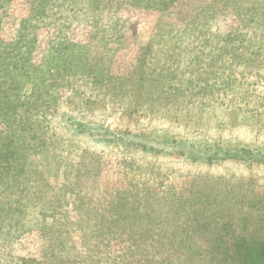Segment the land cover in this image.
Returning a JSON list of instances; mask_svg holds the SVG:
<instances>
[{
	"label": "rangeland",
	"instance_id": "374dc122",
	"mask_svg": "<svg viewBox=\"0 0 264 264\" xmlns=\"http://www.w3.org/2000/svg\"><path fill=\"white\" fill-rule=\"evenodd\" d=\"M62 1L0 0V142L21 171L0 201L13 216L24 201L33 223L0 234V264H177L169 245L203 251L205 230L264 212V164L134 148L186 137L264 150V34L242 23L262 20L264 0ZM193 227V240L180 232ZM148 228L178 239L142 252Z\"/></svg>",
	"mask_w": 264,
	"mask_h": 264
},
{
	"label": "trees",
	"instance_id": "16d2710c",
	"mask_svg": "<svg viewBox=\"0 0 264 264\" xmlns=\"http://www.w3.org/2000/svg\"><path fill=\"white\" fill-rule=\"evenodd\" d=\"M39 1H43L46 10L54 7L56 4H64V1L62 0H38V2ZM209 9L213 10L214 6L211 4L206 5L203 12L208 14L210 13ZM257 9L258 11L256 14H259L262 10L264 11V6L263 9L260 7H257L256 10ZM260 18L262 20H258V17L255 15H251L250 18L242 22L243 25L251 31L250 38L254 36H262L264 34V13ZM191 27L192 26L189 28ZM245 37L246 36L244 35L243 38H241V43L243 45L246 40ZM257 49H261V47H257ZM254 53L257 54V52ZM215 76L217 77L218 75ZM70 120L72 121V124L76 125L77 129L85 131L83 130L84 126L80 123L82 121H77V123L72 119ZM105 131L115 137L123 138L130 136L129 133H114V131H110L108 128H105ZM131 135L134 136V134ZM163 141L166 143L154 141L152 144L134 141V148L144 154H160L161 156L176 154L189 162L211 163L221 160H234L251 165L252 163L264 164L263 149H253L245 146L228 148L212 140H206L205 142L197 144L196 142L188 140L186 137H178L168 140L163 139ZM10 147H12V140L6 139L0 142V181L6 178H11L12 174L18 170V164H14L15 152L13 149H10ZM23 163L24 162L22 161V164ZM18 172L21 171L18 170ZM19 195H21V193ZM1 206L2 202L0 201V234L2 233L3 236H8V240L12 239L14 234L26 230L28 224H33L29 223V220L32 217L24 213L26 208L24 201L20 200L13 202L14 210L16 211L14 216L2 214L3 209ZM256 215L260 218L254 217L251 219L249 214L245 216L230 215L229 219L221 223L219 229L205 230L204 235H209L211 242L210 246L203 251H200L193 245H169L171 252L177 253V256H175L177 260L176 263L198 264L199 255L206 253L208 264H264V212L259 210ZM41 220L43 221L44 217H41V219L39 217L35 218V221L42 222ZM187 226L190 225L187 224ZM180 232H184L186 239L191 238V240H193L202 234V229L197 227H193V229L184 228L183 230L181 229ZM160 234H162V237H165L168 242L173 241V239H178L177 236L174 237V233H164L154 231L153 229L150 230V228H148L142 233L136 234V236L142 241H146L148 245L150 243L149 249H144L142 252L153 250V252L156 253L158 248H155V246L151 244L155 243L154 240H160ZM131 249L136 250V248L132 246L130 247V250ZM55 264L65 263L56 262Z\"/></svg>",
	"mask_w": 264,
	"mask_h": 264
}]
</instances>
